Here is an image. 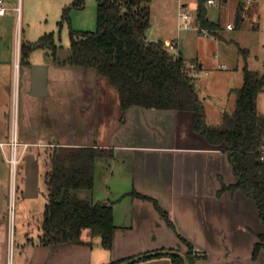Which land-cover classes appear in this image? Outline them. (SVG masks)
<instances>
[{
  "label": "crops",
  "instance_id": "obj_1",
  "mask_svg": "<svg viewBox=\"0 0 264 264\" xmlns=\"http://www.w3.org/2000/svg\"><path fill=\"white\" fill-rule=\"evenodd\" d=\"M33 42L25 45L30 47ZM37 48L41 53L35 56ZM42 49L46 48L31 46L28 62L19 61V65L16 63L18 51L15 52V61L12 58L5 60L0 51V163L4 168L0 171V183L4 195L10 156L5 148L10 146L9 106L13 102L14 127L23 141L54 140L53 81L58 69L73 67L86 75L93 76L94 73L88 67L61 62L64 58L57 57L58 61L52 53L48 55L47 51L45 54ZM32 63L46 65V93L43 95L32 93ZM240 78L243 80V71ZM101 96L102 93L96 109L105 102L114 106L111 130H105L104 126L99 141L72 140L64 141V144L110 147L113 149L112 164L116 163L118 168L120 164L128 167L123 178L127 179L131 190L121 191L118 198H110L108 193L106 198H96V201L116 200L113 202L115 228L111 249L99 246L93 249L89 229L87 232L82 230L79 241L57 245H42L38 239L33 241L25 233H20L14 244L16 262L12 264H109L159 250L183 252L184 243L167 225L152 201L128 194L132 190L155 198L168 212L176 231L192 243L194 250L206 253L205 258L192 264H264V249L255 259L251 255L258 239L256 234L263 229L261 222L259 227H254L249 218H258L254 204L240 190L217 194L221 182L232 183L235 176L223 147L210 145L192 129V114L133 105L121 120L116 91L114 101ZM223 112L229 111H221V116ZM4 204L3 201L0 213V264L8 263L7 241L12 235L11 217L5 213ZM245 236L250 243L247 254L242 256V237ZM131 264H171V260L162 254L144 257Z\"/></svg>",
  "mask_w": 264,
  "mask_h": 264
},
{
  "label": "trees",
  "instance_id": "obj_2",
  "mask_svg": "<svg viewBox=\"0 0 264 264\" xmlns=\"http://www.w3.org/2000/svg\"><path fill=\"white\" fill-rule=\"evenodd\" d=\"M72 2L73 6L81 7L84 0ZM148 3L149 0H97L96 29L77 31L70 28V53L61 62L91 67L104 77L116 91L121 120L133 105L192 114V129L210 145L223 147L235 176L232 183L221 182L217 194L240 190L253 201L263 225L252 248L251 255L255 259L264 249V114L257 108V96L264 91V69L249 68L246 63L248 49L240 48L245 63L242 84L232 89L234 108L231 112H223L220 122L208 123L194 77L188 73L180 52L169 50L160 40L147 39ZM206 5V0H197L198 24L211 35L221 37L223 25L208 17ZM68 10L69 7L63 10L60 25L68 20ZM246 11L243 2L239 3L235 14L236 29L241 27ZM33 45L49 49L57 59V44L52 32L41 35ZM30 47L25 44L21 47L24 58L28 57ZM112 155V148L98 145L58 144L53 147L49 153L51 167L47 173L48 194L38 237L40 244L77 242L82 230L89 229L92 235L100 237L104 248L111 249L115 228L113 201L81 199L75 190L92 188L95 158ZM128 194L152 201L184 243L183 253L190 264L206 257L205 252L194 250L192 243L176 231L168 212L155 198L134 190ZM164 255L170 258L171 264H184L176 254Z\"/></svg>",
  "mask_w": 264,
  "mask_h": 264
},
{
  "label": "rangeland",
  "instance_id": "obj_3",
  "mask_svg": "<svg viewBox=\"0 0 264 264\" xmlns=\"http://www.w3.org/2000/svg\"><path fill=\"white\" fill-rule=\"evenodd\" d=\"M181 3L185 5L181 6ZM4 4L8 9L5 16L0 18V51L5 60L12 58L14 61L15 52L18 51L19 56L16 58L18 65L19 61H28V57H23L21 49L23 44L35 41L45 33L54 34L57 44L56 56L63 59L70 53V28L77 31H92L97 26V0H84L81 7L73 6L72 0H5ZM148 5L150 25L146 35L152 41H162L166 47L173 41L177 42L172 51H180L188 73L194 77L195 88L204 105L207 122L218 123L221 111L233 110L235 95L232 89L239 87L242 83L240 72L245 60L240 48L248 49L246 63L250 68L264 69V0H257L256 3L247 7L243 25L234 30H228L225 27L228 18L226 7L207 4L208 17L214 21L219 20L223 25L221 30L223 37L207 36L200 34L194 28L180 29L178 27L180 9L186 10L195 24L197 0H149ZM66 7H69L68 20H64L60 25L63 10ZM42 50L45 54L47 51L48 55L51 54L49 49ZM40 53L41 49L37 48L34 55ZM88 68L94 72L93 76L86 75L84 71L73 67L60 68L56 73L53 81L55 86L54 140L42 141L38 138L29 142L23 141L14 127L16 120L13 102L8 108L10 139L14 133H17V141L20 143L17 147L18 154L24 158L26 154L34 153L38 157L40 192L35 197L23 195L24 162L22 158L17 164L13 208L10 209L11 166L8 164L4 209L8 217H11L12 235L7 241L8 263L6 264L16 262L14 244L20 233H25L33 241H36L41 234L48 194L47 173L51 167L49 153L53 147L64 144V141H99L103 132L102 128L106 126L105 130H111L114 126V106L105 102L96 109V102L100 99L101 93L103 97L114 101L115 89L104 77L97 75L93 68ZM257 108L264 114V91L257 96ZM101 113L105 115L102 116ZM5 148L9 156L11 147L7 145ZM112 157L113 155L95 158L93 187L75 190L77 197L96 201V198H106L107 193L110 198H118L117 195L121 191L131 190L127 179L123 178L128 172L127 165L120 164L118 168L116 163L112 164ZM0 164L2 172L4 168L2 163ZM249 200L253 202L250 198ZM249 218L254 227L260 226L259 217ZM88 234H90L93 249L97 246L104 248L99 236ZM249 243L250 240L246 236L244 239L242 237V256L247 254Z\"/></svg>",
  "mask_w": 264,
  "mask_h": 264
},
{
  "label": "water",
  "instance_id": "obj_4",
  "mask_svg": "<svg viewBox=\"0 0 264 264\" xmlns=\"http://www.w3.org/2000/svg\"><path fill=\"white\" fill-rule=\"evenodd\" d=\"M32 71L31 74V86L32 93L35 95H43L46 93L45 82H46V65L39 63L30 64ZM24 182H23V195L25 197H35L39 194V161L37 155L34 153H28L24 158ZM4 201V189L2 183H0V213L3 210ZM157 254H176L183 259L184 264H190L185 254L181 251L176 250H159L154 252H148L132 258H128L117 264H131L141 258L157 255Z\"/></svg>",
  "mask_w": 264,
  "mask_h": 264
},
{
  "label": "built area",
  "instance_id": "obj_5",
  "mask_svg": "<svg viewBox=\"0 0 264 264\" xmlns=\"http://www.w3.org/2000/svg\"><path fill=\"white\" fill-rule=\"evenodd\" d=\"M256 0H206V3L213 6H222L226 7L228 10V18L225 22V27L228 30H232L235 28V14H236V8L239 3L244 4L245 8L252 5ZM5 0H0V18L5 15L8 7L4 4ZM185 3H181V6H184ZM179 16V28L180 29H191L194 28L199 31L200 34L203 35H211L205 28H202L199 26L197 18H195L194 23L191 19L190 14L184 10L180 9L178 12ZM177 45L176 41L171 42L167 48L169 50L175 49ZM8 144L11 147V154L9 156V164L11 166V180H10V192H9V198H10V209L13 208V198L15 195V188H16V171H17V164L22 160L23 156L18 154L17 147L20 145V143L17 141L16 134L14 133L8 142ZM27 145V144H25Z\"/></svg>",
  "mask_w": 264,
  "mask_h": 264
},
{
  "label": "flooded vegetation",
  "instance_id": "obj_6",
  "mask_svg": "<svg viewBox=\"0 0 264 264\" xmlns=\"http://www.w3.org/2000/svg\"><path fill=\"white\" fill-rule=\"evenodd\" d=\"M24 158H25V156H24ZM24 158H23V162H24Z\"/></svg>",
  "mask_w": 264,
  "mask_h": 264
}]
</instances>
